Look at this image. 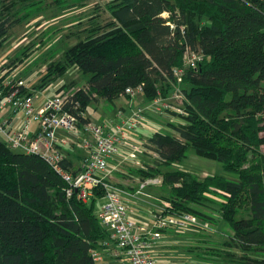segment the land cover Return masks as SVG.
Wrapping results in <instances>:
<instances>
[{"label":"trees","instance_id":"16d2710c","mask_svg":"<svg viewBox=\"0 0 264 264\" xmlns=\"http://www.w3.org/2000/svg\"><path fill=\"white\" fill-rule=\"evenodd\" d=\"M110 1V21L70 46L43 79H55L72 65L87 76L74 96L79 103L74 111L84 123L89 120L83 111L96 96L113 101L139 84L144 101L158 92L166 96L172 69L183 65L186 50L198 51L201 60L183 74L186 101L176 115L181 121L170 124L176 135L156 131L144 147L157 153L159 167L191 147L236 173L238 180L160 171L169 187L165 213H190L210 224L225 221L232 230L229 239L218 251H206L264 264V0ZM35 3L0 0V38L30 14L19 15L18 8ZM66 187L42 157L0 141V264H94L90 250L106 236L93 209L103 191L93 188V196L82 201L75 192L67 197ZM214 202L218 217L200 208L213 212Z\"/></svg>","mask_w":264,"mask_h":264},{"label":"built area","instance_id":"2783aa9c","mask_svg":"<svg viewBox=\"0 0 264 264\" xmlns=\"http://www.w3.org/2000/svg\"><path fill=\"white\" fill-rule=\"evenodd\" d=\"M201 58L198 51L186 50L183 65L172 69L173 78L169 81L170 90L167 95L158 92L146 108H151L160 117L175 121L176 115L183 113L181 105L185 95L181 84L185 69L196 67ZM25 87L23 81L0 82V141H4L12 150L42 157L66 182L67 197L75 192L78 199L87 201L93 196V188L103 191L97 217L106 236L98 240L96 247L90 250L94 264H157L153 247L161 239L162 229L208 227V223L199 221L190 213L171 214L165 213V209H150L147 216L150 220L147 222L135 220V199L150 186L161 185V176L138 179L132 192L111 182L114 166L110 165V161L114 157L119 163L143 169L145 166L139 158L143 151L158 158L153 150L125 136L142 126L144 108L137 107L128 116L119 111V121L115 123L114 130L110 131L90 120L79 122V115L74 111L79 103L74 100V96L82 87L44 96L38 104L35 102V94L23 91ZM124 94L130 98L141 96L143 85L126 87ZM59 130L68 133L69 138L58 136ZM81 134L85 135L82 141L77 139ZM70 139L73 145L88 151L76 170L64 164L66 159L62 145Z\"/></svg>","mask_w":264,"mask_h":264},{"label":"rangeland","instance_id":"374dc122","mask_svg":"<svg viewBox=\"0 0 264 264\" xmlns=\"http://www.w3.org/2000/svg\"><path fill=\"white\" fill-rule=\"evenodd\" d=\"M35 1L36 3L31 9H21V6L18 8L20 10L19 15L28 11L30 14L19 20V22L9 29L4 37L0 38V77L4 73L7 74L1 81H23L26 85L25 89L35 94V96L39 95V99L42 96H50L60 90L67 91L71 88L77 89L84 87L87 76L73 65L68 66L65 72L55 79L49 81L44 80L43 75L49 67H54L58 61H61L65 51L78 40L84 38L90 29L102 26L110 21L111 16L108 6L111 1ZM93 98L87 104L85 114L89 116L91 122L96 125L105 126L109 130H114L115 123L119 121V117L117 116L119 111H122L128 116L138 107L139 102L143 99L142 95L135 98L123 95L115 98L113 101L103 98L100 99L97 96ZM147 103H151V100L147 101ZM148 113L151 115L150 122L155 125L151 126L150 129H155L157 126L158 128H163L162 130H166L164 128L166 124L162 121L163 119L161 117L154 113L151 108H149ZM179 121L177 123H180ZM166 131L176 135L173 131ZM139 133L140 135L133 141L144 146L149 134L147 132ZM78 138L81 141L83 139V137ZM80 151L83 152L84 150L81 149ZM152 156L153 154L143 151L139 155V158L144 166L154 164L153 168L156 171V175L162 177L161 185H154L148 188L151 192L150 195L153 194L157 199H164V196L169 191V187L163 182V176L159 173L160 171L185 170L196 174L200 178L206 175H222L230 180H238L236 173L225 171L221 163L196 154L191 147L186 148L182 157L164 167H159L153 158L155 156ZM119 168L116 173L118 174L119 172V174L125 175L126 178L116 175L113 176L114 172H112L111 182L127 190L132 189L133 187H129L130 184L135 183V181L137 182L141 177L132 172L130 173V170L134 169L128 168L125 164L119 165ZM212 198L217 199L214 196ZM101 203V199H97L94 202L93 209L96 214L100 210ZM209 206L213 209V212L207 209L209 208L208 206L200 208L204 212L218 217V203H210ZM195 207L198 208L199 206ZM151 209L153 210L154 208ZM201 229L206 230L204 234L208 237V242L214 243L213 246L216 249L221 248L222 243L227 241L229 239L228 235L232 233L231 228L225 221H219L217 224H213V226L208 225L207 228ZM230 251L237 256L242 254L236 247H231ZM210 257L214 258V264H242L236 260L231 261L224 256L223 258L221 255L213 256L211 254Z\"/></svg>","mask_w":264,"mask_h":264},{"label":"crops","instance_id":"0c3cea01","mask_svg":"<svg viewBox=\"0 0 264 264\" xmlns=\"http://www.w3.org/2000/svg\"><path fill=\"white\" fill-rule=\"evenodd\" d=\"M43 97L44 96H42L41 99H39V95L35 96L36 100L38 99L37 102L39 100H42ZM100 99H102V98H100ZM36 100H35V102H36ZM146 106H147V101H144L142 99L139 102L138 107L144 108V112H143L144 122H143L142 126L139 127L138 129L126 133L125 136L127 137V139L135 140L140 135L139 132H143V133L147 132L150 135L156 131H164V132H168L166 130L173 131V128L170 124L171 123L175 124V123H177V122H175L176 120L177 121L180 120L178 118L175 121H169L165 117H161L163 119L162 121H164L166 124V126L164 127V128H166V130H162L163 128H158L157 126L155 129H150L151 126H155V125L153 123H151L149 120V119H151V115L148 113L149 109L146 108ZM83 116L86 119L90 120L89 116L85 114V110L83 111ZM158 126H160V125H158ZM106 129L109 130L108 128H106ZM168 133H170V132H168ZM57 134L60 137L69 138L68 133H65L61 130H59L57 132ZM80 137H85V135L81 134ZM77 139L79 140V138H77ZM62 148H63L64 154H65V159L67 161L66 164L72 170L78 169L81 166L83 159L88 155V151H86L85 149L82 148L84 151L81 152L80 148L73 145V143H71V139L69 140V142L63 144ZM153 158L157 162L158 158L156 156ZM115 160H117L116 157H114L110 161V164L112 166H114L113 169L116 170V171L113 170V172H114L113 176L116 175L118 177H125V175L119 174V172H118V174L116 173L117 169L118 170L120 169L119 165H121L123 163L122 162L119 163L118 161H115ZM125 165H127V164H125ZM150 166H152V168H153L154 164H147L144 169L138 168V167L133 168V167H129L127 165L128 168L134 169V170H130V173L132 172L133 174H137V176L139 175V177H141V178L144 176H141L140 174H138V170L148 171L151 168ZM116 185H118V184H116ZM129 187H133L132 189H128L129 191H131V192L134 191L135 187H136V181H135V183L130 184ZM150 193L151 192L147 189L144 192V194H141L138 197V199H135L137 202L135 205H133V208L136 211L134 218L137 222H147L148 219L150 220V218H148L147 216L150 214L149 210L151 208H154L155 210L164 209L168 205L167 204L168 202L166 201L165 198L164 199H157L155 196H153V194L150 195ZM100 199L102 200V198H100ZM208 225L213 226V224H210V223H208ZM151 226L152 225H149V227H151ZM201 228H204V227H202V226L187 227L185 230H178V229L173 228V227L162 229L161 230L162 237L159 241H157L155 243V245L153 247V254L157 260V264H214V258L210 257L211 254H209L206 251V249L215 248V246H213L214 243L208 242L209 241L208 237H206V235L204 234L206 232V230L201 229ZM153 229L154 228H151V230H153ZM210 261H211V263H210Z\"/></svg>","mask_w":264,"mask_h":264}]
</instances>
